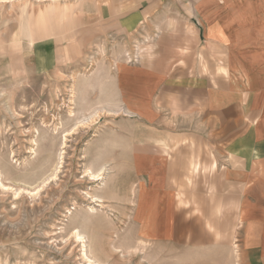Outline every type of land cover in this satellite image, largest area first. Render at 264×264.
I'll list each match as a JSON object with an SVG mask.
<instances>
[{
  "label": "rangeland",
  "instance_id": "374dc122",
  "mask_svg": "<svg viewBox=\"0 0 264 264\" xmlns=\"http://www.w3.org/2000/svg\"><path fill=\"white\" fill-rule=\"evenodd\" d=\"M190 3L0 0V264H264L187 123Z\"/></svg>",
  "mask_w": 264,
  "mask_h": 264
},
{
  "label": "crops",
  "instance_id": "0c3cea01",
  "mask_svg": "<svg viewBox=\"0 0 264 264\" xmlns=\"http://www.w3.org/2000/svg\"><path fill=\"white\" fill-rule=\"evenodd\" d=\"M189 12L195 45L188 64L199 81V99L193 109H188L192 114L187 123L201 132L218 152L223 161L219 175L225 184L234 187L241 234L250 242L252 253L261 256L264 255V0H191ZM121 78L122 84L129 79L124 70ZM139 78L149 84L156 80L144 74ZM140 113L141 110L138 117H145ZM215 166L213 159L211 168ZM198 167L192 166L193 170Z\"/></svg>",
  "mask_w": 264,
  "mask_h": 264
},
{
  "label": "bare ground",
  "instance_id": "6f19581e",
  "mask_svg": "<svg viewBox=\"0 0 264 264\" xmlns=\"http://www.w3.org/2000/svg\"><path fill=\"white\" fill-rule=\"evenodd\" d=\"M92 175L93 176H98V179H101L102 180V178H103V167H101L98 172H96L95 174H92ZM81 243H82V246H84V244H83L84 243V240L83 239L81 240Z\"/></svg>",
  "mask_w": 264,
  "mask_h": 264
}]
</instances>
